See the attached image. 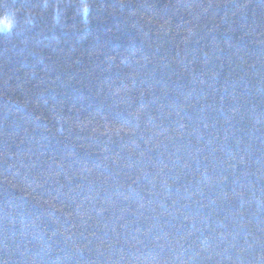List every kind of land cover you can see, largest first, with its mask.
Returning <instances> with one entry per match:
<instances>
[{
	"label": "trees",
	"instance_id": "obj_1",
	"mask_svg": "<svg viewBox=\"0 0 264 264\" xmlns=\"http://www.w3.org/2000/svg\"><path fill=\"white\" fill-rule=\"evenodd\" d=\"M0 264H264V0H0Z\"/></svg>",
	"mask_w": 264,
	"mask_h": 264
},
{
	"label": "snow or ice",
	"instance_id": "obj_2",
	"mask_svg": "<svg viewBox=\"0 0 264 264\" xmlns=\"http://www.w3.org/2000/svg\"><path fill=\"white\" fill-rule=\"evenodd\" d=\"M86 11H87V10L85 9V12H86ZM11 27H12L11 23L4 22V24H3V30H4V31H8V30H10Z\"/></svg>",
	"mask_w": 264,
	"mask_h": 264
}]
</instances>
